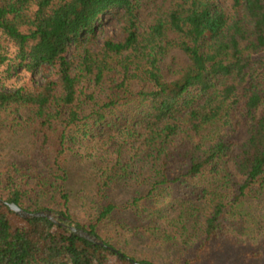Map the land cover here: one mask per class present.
Wrapping results in <instances>:
<instances>
[{
  "label": "trees",
  "instance_id": "obj_1",
  "mask_svg": "<svg viewBox=\"0 0 264 264\" xmlns=\"http://www.w3.org/2000/svg\"><path fill=\"white\" fill-rule=\"evenodd\" d=\"M141 6L0 0V145L25 134L44 164H0V264H162L120 245L122 212L135 214V238L176 246L177 264L248 246L243 260L264 263V0H234L233 11L172 0L151 22ZM111 12L124 34L98 41ZM174 47L190 61L169 78L162 62ZM22 69L53 76L8 89ZM93 143L98 203L81 221L68 159ZM124 179L145 187L117 202ZM10 202L52 209L104 243Z\"/></svg>",
  "mask_w": 264,
  "mask_h": 264
},
{
  "label": "rangeland",
  "instance_id": "obj_2",
  "mask_svg": "<svg viewBox=\"0 0 264 264\" xmlns=\"http://www.w3.org/2000/svg\"><path fill=\"white\" fill-rule=\"evenodd\" d=\"M172 0H142L141 16L146 22H151L157 15L161 8L170 5ZM224 6L228 11L234 10V0H222ZM120 12H111L105 15L106 25L98 30L97 40L106 35H115L116 37L123 36L122 21L119 20ZM170 34L175 36V32ZM189 55L179 47H174L167 54L162 62L163 70L166 75L171 78L174 77L177 70L181 69L189 63ZM53 76L51 71L36 72L34 77L30 72L21 70L20 75H16L7 81L6 87H12L25 84L29 79L36 82H42L46 78ZM9 138V139H8ZM96 144L93 146H85L80 153L72 154L68 159V165L71 171V179L69 187L73 189L74 198V215L75 218L81 221H89L95 216L96 206L98 203V195L96 183L98 175L96 173L99 163H101V152H95ZM93 153V154H92ZM99 153V154H98ZM18 159V161H31L43 166L42 159L31 148L27 135H12L8 133L4 142L0 145V164L4 168L9 160ZM145 187V184L138 182L136 179H124L118 182L113 189L112 196L117 202H122L129 199L137 190V188ZM175 213H177L175 211ZM135 216V214H134ZM127 216L124 212L116 215L117 226L121 227L117 232L121 234L120 245L129 250H135L139 254L153 257L162 264H177L178 252L174 245H150L144 239H137L134 237V224L137 223L136 217ZM126 224V228L123 227ZM108 226V225H107ZM109 227V226H108ZM107 230H110L107 228ZM136 239V241L134 240ZM251 244V243H250ZM152 246V247H151ZM137 248V249H136ZM148 249L149 251H147ZM253 246L245 247L235 253H230L227 250L220 252L216 259L211 264H264L259 260L244 261L242 257L248 250H252ZM138 250V251H137ZM149 252V254L147 253Z\"/></svg>",
  "mask_w": 264,
  "mask_h": 264
},
{
  "label": "water",
  "instance_id": "obj_3",
  "mask_svg": "<svg viewBox=\"0 0 264 264\" xmlns=\"http://www.w3.org/2000/svg\"><path fill=\"white\" fill-rule=\"evenodd\" d=\"M10 207L11 209L15 210L16 212H18L21 216L23 217H35V216H44V217H48L58 223H61L65 226H69L73 231H75L76 233H78L81 236H84L90 240H94L95 242H99V243H104V240L102 238H100L98 235L82 228V227H78L74 224H70V220L68 219L67 216L57 213L55 211H53L52 209L49 208H45V209H41V210H37V211H32V210H28L25 207L21 206L20 204L16 203V202H10ZM140 264H144V263H140Z\"/></svg>",
  "mask_w": 264,
  "mask_h": 264
}]
</instances>
